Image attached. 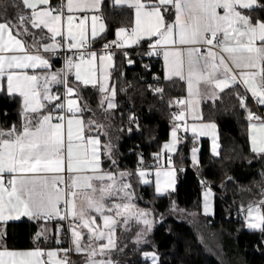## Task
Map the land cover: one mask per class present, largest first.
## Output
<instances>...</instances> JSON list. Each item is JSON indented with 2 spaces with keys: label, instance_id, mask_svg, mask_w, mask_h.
Wrapping results in <instances>:
<instances>
[{
  "label": "snow or ice",
  "instance_id": "snow-or-ice-1",
  "mask_svg": "<svg viewBox=\"0 0 264 264\" xmlns=\"http://www.w3.org/2000/svg\"><path fill=\"white\" fill-rule=\"evenodd\" d=\"M113 3L134 10V26L122 22L115 29L116 39L108 42L102 35L108 28L104 0H0V93L19 98L18 122L0 126V222L21 217L56 220V244L61 243V221L67 222L70 233L67 248L37 245L17 250L7 247L6 232L0 225V264H74L71 252L85 254L83 264H121L113 253L124 254L129 242L133 247L128 254L139 253L143 261L160 264L150 235L164 214L157 217L154 208L141 207L138 200L143 198L137 187L154 185L155 197H170L176 172L184 170L177 147L186 139L178 135L181 128L191 132L193 141L211 136L212 154L221 155L217 125L204 121L202 100L223 105L225 96L236 99L246 114L254 158L264 163V115L252 111L247 103L250 93L257 105L264 106V17L257 15V10H264V0ZM77 13H83L78 24ZM142 40L147 43L145 55L162 56L163 78L184 82L187 96L168 99L169 107L177 105L170 113L171 139L152 154L153 163L146 164L138 153L135 169H121L115 142L119 137L109 131L115 117L112 110L119 107L118 90L114 83L109 85L108 69L113 66L116 48ZM97 43L100 47L94 50L92 45ZM122 55L128 57L129 53ZM54 60L60 61L59 67ZM127 63L134 61L128 59ZM153 79L159 81L160 77L153 74ZM89 85L101 94L97 107L102 109V119L85 99ZM119 91L126 92L127 87ZM152 91L164 101L163 87ZM120 116L123 118V111ZM189 116L198 123H187ZM126 121L127 128H117L118 132L131 133L133 125L139 130L138 117L131 110ZM198 151L195 145L191 148L194 167L199 165ZM173 154L177 155L175 161ZM258 175L260 198L250 200L247 207L241 204L238 211L244 226L259 232L264 243V170ZM225 178L235 179L227 173ZM213 196L212 188L205 184L204 216L215 215ZM168 211L187 210L170 200ZM118 227L131 233L122 245L117 243ZM47 232V228L37 231L33 243L41 237L46 243ZM58 252L64 255L58 258Z\"/></svg>",
  "mask_w": 264,
  "mask_h": 264
},
{
  "label": "trees",
  "instance_id": "trees-1",
  "mask_svg": "<svg viewBox=\"0 0 264 264\" xmlns=\"http://www.w3.org/2000/svg\"><path fill=\"white\" fill-rule=\"evenodd\" d=\"M104 3L107 5L104 20L108 28L103 35L107 36V40L114 39L115 29L122 22L125 25L131 23L133 10L117 7L108 0ZM257 15L264 17V10H257ZM145 44L146 41L129 49L128 57H124L121 51L116 52L113 57L112 82L118 90L116 100L119 107L112 110L115 117L109 131L114 138L119 137L115 142L121 154V169H135L138 153L143 155L146 164L153 163L152 154L161 151L163 144L169 139L172 123L170 113L177 110L175 103L169 107L167 101L170 97L185 96L184 82L177 79L165 80L162 56L145 55ZM93 46L100 47L98 43ZM128 59L134 63L128 64ZM56 65L60 66L59 60H56ZM153 74L160 77L159 81L153 79ZM149 85L152 88L154 85L164 88L163 102ZM122 86L127 87L126 92L119 91ZM100 95L92 87L88 86L85 90V99L96 110L98 118L102 119V109L97 107ZM18 100V97L12 99L0 93V126L18 122ZM247 103L255 111L252 100L247 99ZM129 110L138 117L139 130L133 125L131 133L118 132L117 128H127L126 117ZM121 111L124 113L123 118L120 116ZM5 112L7 115H4ZM203 118L214 121L219 127L221 155L214 157L210 152L209 141L200 139L197 141L200 163L193 167L189 160L191 143L190 140H185L179 147L184 170L177 171V184L174 191L170 192V197H155L154 185L137 187L138 195L143 198L138 200L140 206L154 208L157 217L160 213L164 214L162 219H157L154 223L150 235L152 243L157 246L160 264H264L261 234L248 230L244 226V217L238 211L241 204L247 207L250 200L260 198L257 185L261 182V177L258 173L264 170V163L259 157L254 158L255 154L251 151L246 114L233 96H225L223 105L220 101H216L215 105L213 101L206 102L203 105ZM173 159L177 160V155ZM225 173L234 177V181H228ZM205 184L212 188L215 195L214 216L202 214ZM242 188L251 191L241 190ZM170 200L179 209L187 211L180 214L169 212ZM43 223L44 221L24 218L0 224L6 232L7 247L17 250L32 249L37 245L45 249L52 247L55 244L54 232L48 244L44 243L43 238L33 243V237L40 231ZM61 225L60 247L67 248L70 244L63 236L65 221ZM130 235L131 233L118 228V244L127 242ZM200 237H203V242ZM132 247L129 242L124 254L114 252L113 259H119L121 264H145L139 253L128 254ZM145 248L151 251L150 247ZM72 261L74 264H81L74 252Z\"/></svg>",
  "mask_w": 264,
  "mask_h": 264
},
{
  "label": "crops",
  "instance_id": "crops-1",
  "mask_svg": "<svg viewBox=\"0 0 264 264\" xmlns=\"http://www.w3.org/2000/svg\"><path fill=\"white\" fill-rule=\"evenodd\" d=\"M106 0H104V2H105ZM108 1H110V2H112L113 3V0H108ZM114 4V3H113ZM115 5V4H114ZM115 6H117V5H115ZM117 7H121V6H117ZM123 7H125V8H127L126 6H123ZM90 15V14H89ZM77 16H78V19L75 21L77 24L80 22L79 21V18H81L82 16H83V13H77ZM131 25L132 26H134V10H133V19H132V21H131ZM89 28H90V21H89ZM103 35V34H102ZM89 36H90V32H89ZM99 38V37H98ZM97 38V39H98ZM116 39V36H115V34H114V40ZM142 42H144L143 40L142 41H140L139 42V44H135V45H131V46H126L125 48H122V49H127V50H129V49H132V48H135V47H137V46H139ZM53 63L56 65V60H54L53 61ZM56 67H59V66H57L56 65ZM113 67V66H112ZM112 67L111 68H109L108 69V71H109V73H110V79H109V85H111V84H113V82H112ZM162 68H163V60H162ZM97 76L99 77V80L100 81H102V74H101V72L100 71H98L97 72ZM174 79H177V78H174ZM173 79V80H174ZM178 80V79H177ZM185 85V84H184ZM89 87H91L90 85H89ZM250 94V93H249ZM251 95V94H250ZM187 96V92H186V85H185V97ZM117 97V96H116ZM208 101H211V100H207V101H204V100H202L201 101V111H202V115H203V105L206 103V102H208ZM260 106V105H259ZM260 108H261V110H262V112L264 113V106H260ZM204 121H206V120H204ZM186 122L187 123H189V124H192V123H198V121H193L192 119H191V117L189 116V117H186ZM207 122V121H206ZM181 123H183V122H181ZM217 125V124H216ZM171 132V131H170ZM178 135H182V136H186V139L185 140H190V143H191V146H190V150H189V160H190V165L191 166H193L192 165V163H191V148L195 145V146H197V141L198 140H200V139H207L208 141H209V143H210V152H211V144H212V137L211 136H198L197 138H196V140L195 141H193V139H192V134H191V132H188V133H184L183 132V129L181 128V130H180V132L178 133ZM216 135L218 136V143H219V145H220V148L218 149V151L219 152H221V143H220V133H219V127H218V125H217V128H216ZM248 135H250V133H249V130H248ZM184 140V141H185ZM249 141H250V139H249ZM182 144V143H181ZM181 144H179L177 147H178V150H179V147H180V145ZM250 147H251V142H250ZM199 149V148H198ZM164 153L162 152V155H163ZM211 154H212V152H211ZM174 155H176V154H173V156ZM197 155H198V158H199V163H200V151H198V153H197ZM213 155V154H212ZM214 156V155H213ZM214 157H219V156H214ZM194 167V166H193ZM196 167V166H195ZM151 179L154 181L155 180V176H154V174H152V176H151ZM176 184H177V172H176V176H175V185H174V189H175V187H176ZM172 191H174V190H172V189H170L169 190V192H172ZM214 200H215V195L213 196V205H214ZM209 216H212V215H209ZM24 218H27V217H21L20 219H18V220H10V221H7L6 223H8V222H15V221H20V220H22V219H24ZM98 223H102V222H100L99 220H98ZM0 224H4V222H0ZM60 224H62V221L60 222ZM45 226H51L52 227V230H53V232L55 233V237L57 236L56 234H57V221H55V222H51V221H48V222H44L43 223V225H42V228H46ZM119 228V227H118ZM118 228H117V233H116V235H117V243H118ZM249 230V229H248ZM252 231V230H251ZM53 235V234H52ZM85 239H86V237H85ZM62 244V243H61ZM61 244H56V242H55V244L52 246V247H49L48 249H56V248H60V245ZM41 248H43V247H41ZM63 252H58V258H60L63 254H62ZM75 253V252H74ZM75 255H77V260L78 261H80L81 262V264H83V261H84V258H85V254H83V253H81V254H77V253H75ZM144 263L145 264H150V261H144Z\"/></svg>",
  "mask_w": 264,
  "mask_h": 264
},
{
  "label": "built area",
  "instance_id": "built-area-1",
  "mask_svg": "<svg viewBox=\"0 0 264 264\" xmlns=\"http://www.w3.org/2000/svg\"><path fill=\"white\" fill-rule=\"evenodd\" d=\"M112 40H114V39H109V40H107V41L110 42V41H112ZM114 47H115V46L113 45V48H114ZM92 48H93L94 50H95V49H99V48H95L93 45H92ZM145 48L147 49V43L145 44ZM118 51H121V52L127 51V52H128L127 49L116 48V49H115V53L118 52ZM155 87H156V86L154 85L153 88H155ZM247 99L252 100L253 104L255 105V111H254V112H258V114H260V115H264V113L262 112L260 106L257 105V104L255 103V101L252 99V97H251V95H250L249 93L247 94ZM175 111H176V110H175ZM173 157H174V156H173ZM55 221H56V220H51V222H55ZM65 224H66V229H65V231L63 232V236L69 240V244H70V233L67 231L68 225H67V222H66V221H65ZM69 256H70V259L72 260V258H73V252L69 253Z\"/></svg>",
  "mask_w": 264,
  "mask_h": 264
},
{
  "label": "rangeland",
  "instance_id": "rangeland-1",
  "mask_svg": "<svg viewBox=\"0 0 264 264\" xmlns=\"http://www.w3.org/2000/svg\"><path fill=\"white\" fill-rule=\"evenodd\" d=\"M170 139H171V136H169V139H168V141H170ZM167 141V142H168ZM176 214H180L181 212L180 211H177V212H175ZM46 228H47V230H48V232H47V235L49 236V239H48V241L45 243V244H48V242L51 240V235H52V233H53V230H52V227L51 226H45ZM42 229V227L40 228V230ZM60 234V233H59ZM41 238H43V237H41ZM40 238V239H41ZM59 239L61 240V238H60V235H59ZM61 243H62V241H61ZM60 243V244H61ZM59 245V244H58ZM60 248H63V247H60ZM46 249H48V248H46ZM54 249V248H53ZM63 255H64V253H62ZM62 255V256H63Z\"/></svg>",
  "mask_w": 264,
  "mask_h": 264
}]
</instances>
